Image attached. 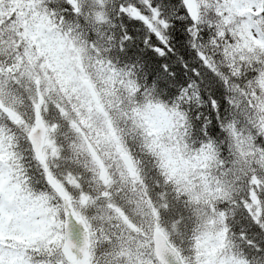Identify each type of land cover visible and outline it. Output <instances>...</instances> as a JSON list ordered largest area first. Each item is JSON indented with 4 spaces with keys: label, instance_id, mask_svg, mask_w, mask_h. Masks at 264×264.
<instances>
[{
    "label": "snow or ice",
    "instance_id": "snow-or-ice-1",
    "mask_svg": "<svg viewBox=\"0 0 264 264\" xmlns=\"http://www.w3.org/2000/svg\"><path fill=\"white\" fill-rule=\"evenodd\" d=\"M0 264H264V0H0Z\"/></svg>",
    "mask_w": 264,
    "mask_h": 264
}]
</instances>
